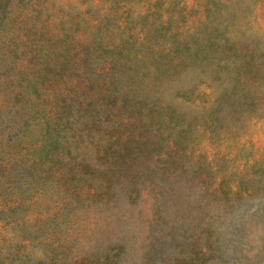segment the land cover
Here are the masks:
<instances>
[{
	"label": "rangeland",
	"instance_id": "rangeland-1",
	"mask_svg": "<svg viewBox=\"0 0 264 264\" xmlns=\"http://www.w3.org/2000/svg\"><path fill=\"white\" fill-rule=\"evenodd\" d=\"M8 6L15 29L34 22V37L61 53L45 78L47 104L98 103L67 128L77 152L67 168L79 179L32 195L24 209L30 231L0 219V264H264V0ZM156 27L154 40L147 35ZM121 35L163 51L146 70L170 74L148 80L135 101L119 87L106 110L104 92L91 87L100 75L86 73L103 70V59L86 57L95 55L96 36L107 43ZM209 40L220 45L210 48ZM18 50L17 69L36 63L28 49ZM1 87V99L13 94ZM8 195L23 198L7 189L0 209ZM50 214L55 221H46Z\"/></svg>",
	"mask_w": 264,
	"mask_h": 264
},
{
	"label": "trees",
	"instance_id": "trees-1",
	"mask_svg": "<svg viewBox=\"0 0 264 264\" xmlns=\"http://www.w3.org/2000/svg\"><path fill=\"white\" fill-rule=\"evenodd\" d=\"M9 1L0 2V86L8 88L1 87L5 94L10 89L13 90L9 98H0V158L5 159L7 164L0 179L7 188L2 189L0 185V196H4L7 189L11 193L17 188L22 191L23 198L14 200L8 195L9 203L5 199L6 204L0 209V219L13 222L20 232L25 233L27 229L24 226V209L27 203L32 202V195L48 187L53 181L62 184L79 179L77 174L67 168L77 153L67 128L73 121L76 122L75 114L97 112L93 109L98 102L96 99L80 104L55 100L54 104H47L44 89L48 86L45 78L55 74L56 70L51 67V61L61 53L56 54L49 45L44 47L42 39L34 37L30 32L34 29V22L30 25L22 22L25 26L15 29L10 16L13 8L8 6ZM216 27L221 29L219 25ZM157 28L149 31L147 36H154L155 40L159 36ZM11 31L13 32L10 33ZM225 41L230 44V39L225 38ZM92 42L95 55L89 52L86 58L88 63L103 59V70L98 72L92 67L86 73L90 76L100 75L99 81L91 84V87L100 90L99 94L104 92L105 100L99 103L103 109L107 110L113 104L111 99L118 95L121 86L129 87L121 95L127 98L130 95L135 101L141 96L144 85L148 86V80L157 83L162 76L169 78L170 73L164 67L153 76L147 72L146 62L153 61L157 54L163 53L153 49L151 43L147 45L143 40L138 41L124 35L117 41L107 43L96 36ZM207 45L216 48L220 42L209 40ZM22 47L33 53H28L29 57L38 58L36 63L31 64L28 61L25 68L17 69L19 59H24L18 50ZM124 73L129 74L127 81L120 77L121 74L125 77ZM121 108H124V104H121ZM120 163L121 161H116L107 169ZM69 203L70 201L64 199L60 210L65 212ZM50 215L44 217L46 221H55L51 218L54 215Z\"/></svg>",
	"mask_w": 264,
	"mask_h": 264
}]
</instances>
